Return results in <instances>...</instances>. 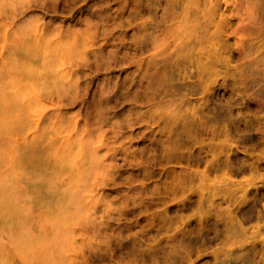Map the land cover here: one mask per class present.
I'll list each match as a JSON object with an SVG mask.
<instances>
[{
    "label": "rangeland",
    "instance_id": "374dc122",
    "mask_svg": "<svg viewBox=\"0 0 264 264\" xmlns=\"http://www.w3.org/2000/svg\"><path fill=\"white\" fill-rule=\"evenodd\" d=\"M19 1L22 4H27V0ZM195 1L192 0L191 7H195V5L201 7L203 0ZM228 1L229 3L223 5L221 10L226 14L233 10L232 1L238 0ZM243 1L246 2V0ZM180 2L184 3V0H179ZM6 3L3 5V11H0V264H134L132 261L136 258V252H133L130 241L142 238L140 234L149 223L147 217H151L154 212L155 214L161 213L164 206L154 205L151 208H146L145 204H139V201L133 206L132 201L138 199L140 191L145 192L148 197L149 193L138 188L159 180L160 176L156 175L154 179L150 180L140 179L132 184L125 180L128 172L123 171L131 169L128 166V161L118 152L112 156V150H119L123 140L115 141L110 138L109 133L121 125L125 126L127 122L132 123L135 114H129L127 107L123 108L120 101L114 99L109 104V107L114 108L111 109L107 106L108 109L104 112V105H99L97 101L102 89H109L107 95L110 96L116 89L113 87L116 82L137 76L139 71L135 69V62L140 58L138 56L125 66H112L109 69L96 70L94 67L88 68L85 65L95 64L100 60L94 58L98 45L90 46V43H94L100 38L102 25L111 29L115 35L132 27H121L119 19L116 17L122 12L125 18L131 19L129 13L133 11L135 1L109 0L108 7H111V10L107 12L108 20L104 22L95 16L85 15V13L42 11L34 7H29L22 12L19 9L16 12L17 8H15L12 11L15 13L12 14L7 13L9 6ZM81 4L83 5V3L78 5ZM179 5L175 10L178 16L182 13V6ZM260 6L261 8H259ZM178 8H180V13ZM158 9L161 8L158 7ZM241 9L238 14L239 18L234 17L233 22L238 20L249 22L251 18L254 19L260 14L259 11L264 13V0H254L250 7ZM196 12H199V8ZM146 15L148 14L144 15L143 20H148L151 17V15ZM158 25L162 29L166 24L159 23ZM29 26L46 28L48 32H51L47 34L49 39L41 40L40 34L43 33V29L30 30ZM178 32L182 34L180 39L182 41L189 34V29L178 28ZM165 33V36L160 37L161 44L165 43L170 47L179 40V37L173 40L172 32L169 30ZM244 33H240L243 35L241 38L243 41L248 38ZM176 34L178 35V33ZM229 37L231 42L237 41L232 35ZM127 39V41H131V32L128 33ZM43 43L47 46L42 45ZM40 46L43 47L41 52L38 51ZM80 50L87 53L82 58L83 65L78 63L80 58L76 57ZM96 56H98L97 53ZM72 61H76L79 65H76L75 62L70 65ZM235 63H238L237 59L233 62V64ZM123 67H130V69L122 71ZM68 70L71 72L81 70L84 73L83 75L73 73L67 76ZM219 70L222 74H227L229 71L226 67H221ZM258 71L251 69L249 73L245 74L247 78L245 76V78H241L244 83L248 82L244 89L245 92H243L244 95H236V97L234 93L232 94L230 84L228 89L221 86L223 89L218 87L214 92V98H217V100L213 98L214 102L221 104L232 100L235 109L244 106L243 101L252 102L249 103L250 106H253L250 109L252 112L250 110L248 112L249 116L255 120L259 118L263 123L259 127H249L250 129L248 126L246 128L241 125L242 132L245 133L246 138L248 137L245 148L238 144L230 145L223 137L220 138L216 135L211 140L201 138L202 143L194 145L193 150L201 146L202 149L204 148L202 151H209V155L214 151L221 157H224L223 154H229L239 157H256L255 159L257 157L264 158L262 151V140L264 142V127L262 126V124L264 125V100H262V97L264 99V70ZM225 74L219 75L217 82L221 83L224 79H232L230 75L224 78ZM221 92L225 93L220 94ZM251 93H254L253 97H256L253 98ZM230 95L232 97L234 95L235 98ZM258 95L262 97L258 98ZM197 97L193 95L192 98L194 100L198 99ZM136 106L140 107L139 111L141 112L149 110L146 104H136ZM97 109L100 110L97 111ZM257 110L260 113H257ZM128 114L130 116H127ZM95 121L98 123L96 126H94ZM143 125L145 124L136 125L134 128ZM156 127L157 124L152 125V128ZM248 129L249 131H247ZM255 130L261 132L258 133ZM40 134H43L41 139L44 141H40ZM68 138L83 139L87 144H84L82 150L71 146L58 154L57 150L53 149V145L64 142ZM38 142H41L40 156L45 160L43 166H37L27 161L31 158L33 144ZM145 143L134 140L131 148L132 150H141L142 147L147 146L148 143ZM212 147L213 149H211ZM239 148H242L241 151ZM227 150L229 153H225ZM15 151L18 152L17 156ZM89 152L92 154L87 161L89 165L80 164L78 169L75 168L77 162L85 161L81 158ZM23 158L26 161H23ZM111 166L115 168H111ZM116 168L122 173H117ZM113 172H115L113 176L116 179L111 180ZM217 174L215 177H211V180L206 184L197 185L195 189L203 191L207 189L212 196L214 194L212 200L216 197L213 200L215 204L212 207H205L204 211L218 210L224 216L223 213L233 202L235 192L230 189L231 186L227 180L221 178L222 173L218 172ZM251 176L256 177L257 175L245 171L235 176L234 179L243 181ZM257 177L258 179H255L256 182L258 181L257 184L249 187L254 190H251L253 192L251 196L258 194L259 191L263 192L264 189V170H261L260 176ZM158 186L162 191V183ZM255 188L260 189L256 192ZM262 201L258 207L261 206L259 210L264 213V200ZM165 206H169V204ZM189 212L190 214L186 212L187 215L186 213L181 215L189 216L193 221L192 225L196 226V231H198L199 225L194 222L195 217L192 215L197 210ZM214 218V216L210 217L211 221H217ZM252 221L244 222L241 227L243 230L239 231L238 229L235 236L230 229L225 228L222 220L218 221L219 223L215 225L221 229V238L215 241V245L213 243V246H208L201 257L211 262L216 254L219 258V260L216 259L217 264H221L220 260L223 258L225 261L233 260V256L242 252L244 256L251 253L252 245L255 243L258 244L256 249H260V252L264 251V222ZM185 224L191 223L186 222L181 226L183 227ZM215 225L212 226L211 231H214ZM181 226L180 228H182ZM258 228L259 230L256 232ZM252 229L253 231L249 233ZM226 231L230 233L227 234ZM170 234L172 231L160 230V234L154 242L143 240L142 242L145 245H152ZM150 235L153 236L154 233ZM241 244L242 246H237ZM161 245L164 243L162 242ZM248 246L251 248H247ZM257 256L259 258V255ZM194 257L195 255L191 256V259L195 263L199 258Z\"/></svg>",
    "mask_w": 264,
    "mask_h": 264
},
{
    "label": "bare ground",
    "instance_id": "6f19581e",
    "mask_svg": "<svg viewBox=\"0 0 264 264\" xmlns=\"http://www.w3.org/2000/svg\"><path fill=\"white\" fill-rule=\"evenodd\" d=\"M134 1L133 11L129 13L131 19L125 18L122 12L116 17L119 19L121 27H132L115 35L111 29L109 30L107 26L102 25L100 38L96 42L90 43V46L98 45L95 51L98 56L95 53L94 58H99L100 60L95 64L85 65L88 68L94 67L96 70L109 69L112 66H125L133 62V59L138 56L140 58L135 62V69L139 71L138 75L131 79L124 78L120 82H116L113 86L116 89L110 96L107 95L109 89H102L97 101L99 105H104V112L108 109L107 106L109 107L112 99H114L115 101L119 100L123 108L127 107L129 114H135L132 123L127 122L125 126L121 125L109 133L110 138L113 140H123L119 150H112V156H115L116 152H118L128 161V166L131 169L123 171L129 174H127L125 180L132 184L140 179L150 180L154 179L156 175L160 176L159 180L152 181L147 185H141V188H138L149 193V195L147 194L148 197H146L145 192L139 190L138 199H133L132 201L133 206L137 204V201H139V204H145L146 208H151L154 205L164 206L161 213L155 214L154 212L151 217H147L149 223L148 225L146 224L147 226L144 227L146 229L140 234V237L142 235L140 240H129L131 242L129 243L132 244L133 252H136V258L132 262L134 264H192L194 261L191 256L195 255L199 259L194 264H210L211 262L212 264H217L216 259L219 260V258L216 254H214L211 262L208 259L204 260L201 255L208 246L210 247L213 243L215 245V241L221 238V229L215 225L219 223L218 221L222 220L225 228L230 229L234 233L233 236H235L238 229L239 231L242 229V224L246 221L256 220L257 223L264 222V213L259 210L261 206L258 207L264 200V189L263 192H260L259 189L262 187L255 188L256 192L259 191V193L254 196H251L253 194L251 190L253 189H249L250 186L257 184L258 181L256 182L255 179H258L257 176H260V171L264 170V158L257 157L255 159L256 157H239L229 154H223L224 157H221L219 154H215L214 151L209 155V151H202L204 148L202 149L201 146L195 150L192 147L200 145L202 143L201 138L211 140L217 135L220 138L223 137L230 145L238 144L245 148L248 137L246 138L245 133L242 132L241 125L249 128L259 127L263 123L259 118L255 120L249 116L250 113L248 112L253 107L249 105V101H243L244 106L235 109L233 108L232 100L220 104L219 102H214L213 98L215 97L214 92L218 87L223 89L221 86H224L228 89L229 84L232 94L234 93L235 96L244 95L243 92H245L244 89L247 87L248 82L244 83L241 78L245 76L246 72L249 73L251 69L264 70V60H262L264 58V40H262L264 38V13L259 11L260 14L255 18L253 17L254 19L251 18L249 22L244 20L233 22L234 17L239 18L238 14L242 10L241 8L250 7L254 0H246V2L243 0L232 1L233 10L228 14L221 11L222 6L229 3L228 0H203L201 7L196 5L191 7L192 0H184V3H179V0ZM5 3L9 6L7 13L12 14L15 13L12 12L15 8H17L16 12L18 9L22 12L29 7H34L42 11H66L72 14L85 13V15L90 17H97L102 22L108 20L107 12L111 10V7H108L109 0H27V4H22L19 0H0V11H3ZM79 3H83V5L79 6ZM178 5L182 6L180 16L176 15L175 12ZM158 7L161 9L159 10ZM180 8H178V11ZM197 8H199V12H196ZM145 14L151 15L148 19L150 21L147 19L143 20ZM137 21L139 22L137 23ZM159 23L166 25L161 29V26L158 25ZM234 25L235 27H233ZM29 28L30 30L43 29L40 39H49L47 34L51 32H48L46 28L40 29L38 26H29ZM178 28L189 29V34L184 39L185 42L180 40L182 34L181 32L179 34ZM168 30L172 32L171 38L173 40L179 37V40L177 39L178 41L170 47L165 43L161 44L160 39L161 36L166 35L165 32H168ZM129 32H131V41H127ZM243 32L248 36L245 41L241 39L243 35H240ZM230 35L235 37L237 41L231 42ZM44 43L42 45L47 46ZM38 49L41 52L43 47L40 46ZM79 53L76 54V57L80 58L78 63L83 65L82 58L87 53L82 50ZM49 57L50 54L48 55ZM42 59L45 60L44 57ZM235 59L238 60V63L233 64ZM73 62L79 65L76 61H72L70 65ZM221 67L228 68V73H223L225 74L223 77L226 78L230 75L232 77L231 80L223 78L224 80L221 83L217 82L219 75H223L219 70ZM129 69L130 67H123L122 71ZM73 73L83 75L84 72L81 70L73 72L68 70L66 75L70 76ZM224 93L221 92L220 94ZM253 94L252 97L254 96ZM193 95L196 97L198 95V99L193 100ZM234 95L233 97L235 98ZM260 95L257 97L261 98L262 96ZM243 99L245 100V98ZM262 100H264L263 97ZM125 102L129 103L124 104ZM136 104H146L149 110L141 112L139 111L140 107L136 106ZM109 108L113 109L114 107ZM261 108L263 109V106ZM99 110L97 109V111ZM250 111L252 112V110ZM257 113H260V111ZM129 114L127 116H130ZM97 124L96 122L94 126ZM141 124L145 125L134 128V126ZM153 124H157V127L152 128ZM262 126L264 127L263 124ZM255 131L258 132L257 130ZM42 137L43 134H40V141H44L41 139ZM134 140L147 142L148 144L146 147H142L141 150H132L131 144ZM84 141L79 138H68L64 142H59L57 145L54 144L53 149H56L58 154L64 152L66 148H71V146H76L82 150L84 144H87ZM40 144L41 142L33 144L31 158L27 160L37 166L45 164V160L40 156ZM262 148L264 152L263 140ZM239 149L241 151L242 148ZM14 153L17 156L18 152L15 151ZM91 156V152L85 154L81 158V160L85 161L83 163L77 162L75 168L78 169L80 164L88 166L89 163L87 161ZM23 161H26V159L23 158ZM111 168L115 167L111 166ZM245 171H250L257 176H251L243 181L234 179L236 178L235 176ZM116 172L122 173L118 169ZM218 172L222 173L221 178L223 180L226 179L231 186L230 189L235 192L233 202L227 207L226 212L223 213L224 216L218 210L204 211L205 207H212L215 204L213 200L216 197L212 200L214 194L212 196L207 189L204 191L195 189L197 185L209 182L211 177H215ZM114 174L115 172L111 174V180L116 179L113 176ZM160 183L163 185L162 191L158 186ZM220 192L223 193V191ZM246 201L249 202L246 203ZM167 204L169 206H165ZM195 209L197 212L192 215L195 217L194 222L199 225L198 231H196V226L192 225L193 221H191L189 216L183 217L181 215L186 212L190 214L189 211ZM212 216L217 221L214 222L212 220V222L210 219ZM186 222L191 224H185L182 227L181 225ZM213 225L216 227L213 228L214 231H211ZM160 230L165 232L172 231V234L157 240L152 245H145L142 242V240L150 241V243L154 242L159 236ZM258 230L259 228L256 229V232ZM252 231L253 229L249 233ZM226 232L227 234L230 233L229 231ZM152 233H154L153 236L150 235ZM226 238L228 239V237ZM230 240L229 238V242ZM139 242L141 243L139 244ZM162 242L164 245H161ZM255 244L252 245L253 250L251 253L244 256L242 252L237 256H233V260L225 261V258H223L220 260L221 264H264V251L260 252V249H256L258 244ZM237 246L240 247L242 244ZM247 248L251 247L248 246ZM257 255H259V258ZM219 257L221 256L219 255Z\"/></svg>",
    "mask_w": 264,
    "mask_h": 264
}]
</instances>
